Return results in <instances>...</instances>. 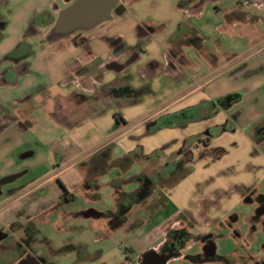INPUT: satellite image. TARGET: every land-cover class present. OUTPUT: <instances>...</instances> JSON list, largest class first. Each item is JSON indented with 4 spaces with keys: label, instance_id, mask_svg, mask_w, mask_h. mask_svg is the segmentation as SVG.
<instances>
[{
    "label": "rangeland",
    "instance_id": "obj_1",
    "mask_svg": "<svg viewBox=\"0 0 264 264\" xmlns=\"http://www.w3.org/2000/svg\"><path fill=\"white\" fill-rule=\"evenodd\" d=\"M180 1L182 0H135L127 6L129 10L127 17L164 19L166 21L164 31L167 34L179 15H182L177 14L175 9V5ZM186 1L190 6L201 3L202 12L199 15L191 13L193 15L189 16L188 24L194 26L203 36L212 33L209 40L205 37L206 41L210 50L222 62L243 48V44L233 39L227 32H212L214 26H217L218 19L223 18L224 8L238 2L237 0H222L221 5H217L220 0ZM56 4L60 8L63 6L62 0H0V17L7 22V26L2 30L1 43H7L12 50L20 42L25 41L32 52L27 62L33 69H30V74L20 78L19 83L31 81V99L21 105L23 107L26 104L30 105L29 112L34 124L33 127L22 131L19 138L13 140L9 153L0 159V169L9 172L15 168L13 173L1 176V178L9 176L12 179L2 185L0 204L7 205L0 209V216H4L5 222L26 225L35 231L32 233L37 237L34 248L42 255L52 254L50 244L42 241L45 237L50 238L56 248L65 243L73 244L74 253H78L84 249L83 246L88 250L92 249L96 244L94 239L105 234L104 254L88 264H131L139 253L137 251L139 246L157 248L165 232L180 227H185L187 232L190 231L192 238L186 241L180 257L168 264H252L264 258V248H261L264 244L263 231L259 226L254 234L249 229L248 216L252 214L255 204L244 202L241 195L237 197L231 193L221 192L215 199L216 196L209 194L210 189L217 186V177L212 181L213 185L198 184L199 182H195L198 172L168 192L166 187L174 182L169 180L171 183L163 188L167 193L160 192L157 184L152 194L143 199L142 203H130L132 208L125 213V221L119 230H109L110 213L105 211H117L118 193L131 191L135 186V183L126 182L130 172L123 173L121 168L126 165L118 162L123 159L126 147L132 142L127 144L125 140L113 141L110 147L111 167L96 176L99 188L92 190L84 185L83 173L77 166V161L103 144L107 138H103L86 119L71 128L60 126L56 117L48 116L41 96L37 94L40 83L49 84V75L43 72L44 64L49 67L50 74L61 75L64 70L63 66H52L58 56L56 49L73 51L70 42L65 40L70 39L69 37H56L51 32L53 24H49L58 14L54 8ZM214 5L220 9L217 14ZM180 17L183 19V16ZM131 24L129 22L119 24L116 21L84 33L88 36L90 33L108 28L109 33L122 30L124 34H128L127 30L133 29ZM195 60L199 62L198 58ZM207 70V66L202 62L200 72L196 75L201 76V73ZM16 87H10L14 94ZM243 107L249 109L250 105L246 103ZM26 109L27 106L19 111L23 112ZM250 128L251 125L244 126L240 134H248ZM141 131L142 128H139L134 133ZM151 139L145 142L147 149L155 144ZM154 139L156 143L161 142L160 136ZM31 151L33 154L25 157ZM132 157L135 160L136 156ZM169 160L170 156L165 150L158 160V168H162ZM155 165L156 163L150 165L149 162H142L136 167L139 170ZM10 167L13 169H9ZM134 167L135 165L130 170ZM187 168L188 165L185 166V170ZM242 168L241 164H237V167L234 163L227 164L224 171L230 177L227 180L225 176H219V182L225 186L232 178L252 177L256 180L254 185L256 193L264 195V170L251 169L249 174H244ZM65 191L71 194L70 200L63 199ZM213 197L214 200L207 199ZM213 205L216 209L212 208ZM182 208H189L193 213H186L183 216ZM208 209L213 212L206 213ZM88 210H94V213L87 215L85 212ZM179 210L181 214H178ZM230 225L239 235L232 233ZM208 231L215 232L216 254L222 255L224 259L216 262L197 260L196 254L201 248L200 243L194 241L196 236L192 235ZM21 233L22 229L16 227L14 235L18 236Z\"/></svg>",
    "mask_w": 264,
    "mask_h": 264
},
{
    "label": "crops",
    "instance_id": "obj_2",
    "mask_svg": "<svg viewBox=\"0 0 264 264\" xmlns=\"http://www.w3.org/2000/svg\"><path fill=\"white\" fill-rule=\"evenodd\" d=\"M237 1L224 8L223 18L218 19L217 26H214L212 32H227L233 39L241 42L243 48L234 52L225 62H222L216 55V57L209 59L207 56H194L191 54L183 83L173 82V78L169 76H161L160 68L165 67L168 61L165 53V40L168 33H165V27L160 30L158 38L148 39L145 42L147 49L145 53L140 54L138 58L132 59L124 66H121V64L125 61L126 54L123 52L114 53L110 43L95 33H90L88 36L85 35L86 40L84 44L73 43L70 39H65L66 42H70L73 51L65 52L63 48L58 51L56 49L58 56L55 58V63L52 66H63L64 70L61 75L50 74L49 67L46 64L43 65V72L45 71L49 75V84L40 83L37 94L41 96L43 105L46 108L44 110L48 113V116L56 117L60 126L65 128H71L79 121L86 119L103 138H107L103 144L77 161V166L83 173L84 185L87 188L92 190L99 188V184L96 181V176L99 174H94V185L89 186L85 182L90 163L97 162V159H103L107 163H110V149L103 152L104 149L101 147L104 144H111L113 141L122 140H125L127 144L132 142L126 147L125 153H127L137 143H140L143 146V154H149L153 150L161 148L171 139L176 138L178 143L166 149L167 153H169L179 144L183 137L182 133L177 128H163L154 133L146 134L143 126L148 120L152 121L157 117L169 119L180 113L187 114L190 117V121L183 130L185 136L196 135L211 124H225L228 117L232 118V126L223 129L217 137L210 141L211 146L222 147L224 150L223 154L211 164H205L208 159L195 162L188 174L173 185L166 187L168 192L185 180L192 178L197 172L195 182H199L198 184L206 185L210 183V185H213L212 181L217 177V186L210 189L211 192L209 194L216 196L215 199H217L218 195H221V192L231 193L232 196L236 195L238 197L240 195L238 188L254 187L256 180L252 177H244L243 179L235 177L225 186L219 182V176H225L227 180L230 177L224 171L227 164L234 163L236 167L237 164L243 165L244 174H249L251 169L264 170V0ZM222 2L220 0L218 5H221ZM66 5L63 2L62 8ZM62 8L57 5L56 11L58 12ZM219 12L220 9L215 11L216 14ZM229 12H232V15L227 19L224 18V14ZM239 14H242V16H237ZM0 20L4 22V27L0 28V159H2L3 156L9 153L13 140L19 138L22 131L33 127L34 124L29 112L30 105L26 104L24 107L21 105V103L31 99V81L26 80L19 83L20 78L30 74V69H33L29 66L30 64L27 60L26 67H23L22 57H20L21 51L25 50L29 45L25 41L20 42V44L23 43L25 46L16 52V48L10 50L7 43H1L3 40L2 30L7 26V22L1 17ZM54 20L49 25L53 24ZM118 22L119 24H123L121 21ZM192 27L195 29L202 43L209 47L206 38L209 40L212 33L210 32L211 34L203 36L199 30L194 26ZM109 30L105 28L101 32L107 31L106 34L108 36L122 35L131 44L135 41L134 29L127 30L128 34H124L122 30L109 33ZM194 57L198 58L199 62ZM42 59L44 60V58ZM202 62L207 66L208 70L205 73H201V76H197L196 74L200 72ZM37 69L42 71L40 68ZM73 69L74 72L87 69L85 74L74 75V92L84 90L80 87V81L83 80L88 83L87 93L95 96V99L87 104H74V106L60 103L57 100H53L52 102L46 101L43 98L44 90H52V93L59 98L69 95L73 87L70 79ZM127 75L130 76L128 83L134 87L143 83H149L153 95L146 97L143 101H124L100 92L103 84L116 81L124 83ZM12 86H17L14 88L16 89V94L11 91L13 90L10 89ZM228 95L232 97L231 102L218 103L213 109L215 115L212 118L193 119L197 113L196 111L200 110L199 114L202 112L201 114L206 115L207 107L211 101ZM246 103L250 105L249 109L243 107V104ZM26 106V110L23 112L19 111L26 108ZM114 114L119 117L118 121L115 119ZM246 125H251V128L248 129V134H240L241 128ZM139 128H142L141 133H134ZM148 136L149 138H147ZM159 136L161 137V142L156 143L154 138ZM138 137L139 140H137ZM147 139L154 140L155 143L148 149L145 144ZM160 143H162L161 146ZM32 154L33 152L31 151L25 157ZM132 167L133 165H130L121 169L123 173L130 172V176L126 182L129 181L134 184V176L138 174L140 169L137 170L135 166L134 169L130 170ZM9 169H13V167ZM14 170L15 168L8 172L7 170L0 169V177L13 173ZM126 192L118 193L117 204L119 194ZM151 194L145 198L147 199ZM203 197H207V195ZM207 199L214 200V197ZM142 202L143 200L137 203ZM131 208L132 206L129 207L126 213ZM212 208L216 209V206L213 205ZM181 210L184 211L182 213L183 216H185L186 212H190L189 208H182ZM105 212L116 213L118 211L106 210ZM212 212L209 209L206 211V213ZM85 213L91 215L94 213V210H88ZM178 214H181L180 210ZM4 219V216L1 215L0 225L6 223ZM122 224L123 222L121 221L116 225L109 224V230L117 231L121 228ZM189 233L192 234L190 231ZM166 234L167 232H165L164 238L157 248L143 245L139 246L137 251L139 253L149 250L157 251L165 242ZM198 234H193L192 236ZM104 235L102 234L101 237L94 239L96 244L92 249L88 250L83 246L85 252L80 250V254L79 252L74 253L73 244L65 243L56 248L51 239L45 237L42 241L43 243L50 244L49 248L52 254H40L44 257V262L40 264H88L91 260L104 254L103 250L106 245V237ZM17 237L14 235L15 239ZM32 238H34V242L36 243L37 237L32 235ZM35 243L32 245L34 252H36L34 248ZM36 253L38 254V252ZM18 254V250L13 246L10 255L12 258L11 264L16 263ZM169 262L171 261L164 264H168Z\"/></svg>",
    "mask_w": 264,
    "mask_h": 264
},
{
    "label": "flooded vegetation",
    "instance_id": "obj_3",
    "mask_svg": "<svg viewBox=\"0 0 264 264\" xmlns=\"http://www.w3.org/2000/svg\"><path fill=\"white\" fill-rule=\"evenodd\" d=\"M65 4H69L73 0H62ZM135 0H117L116 6L111 13V17L107 21H103L99 23L94 28L87 31H78L69 36L70 40L74 43L84 44L86 40L85 33L93 31L96 27L102 26L107 23H114L116 21H121L123 23H132L134 29L135 41L133 44L128 43L126 38L124 39L122 35H109L105 32H97L95 33L99 37L104 40H107L112 46V51L114 53L123 52L126 54V59L121 64V66L126 65L132 59L138 58V56L147 51L145 42L148 39L158 38L160 30L166 26V21L161 18H149V19H139L133 17H127L128 5ZM218 5V3H217ZM214 5L213 8L218 10V6ZM175 9L177 10V14L179 18L172 25L171 30L168 32L166 37V50L165 53L168 57V61L165 67L160 68L161 76L163 77H172L173 82L183 83L184 77L187 72V66L189 63V57L191 54L194 56H207L209 59H212L215 54L210 50V47L204 45L196 33L195 29L188 24L189 16L197 13L200 14L201 11V3L194 4L190 6L188 2L185 0L180 1L177 5H175ZM55 10L57 8V4L55 5ZM193 13V14H191ZM232 13V12H231ZM230 12L224 14V18H229L232 14ZM175 14V12H174ZM183 16V19L180 17ZM237 16H242L239 14ZM186 18V19H185ZM4 27V22L0 20V28ZM85 32V33H84ZM55 36V35H54ZM58 37V36H56ZM217 46V45H216ZM30 47L25 48V50L21 51L20 57H22V66L26 67V60L28 56L31 55ZM87 69L78 70L74 72L72 70L70 79L72 81V91L69 95L64 97H57L52 93V90H44L43 98L46 101L57 100L60 103H64L66 105L74 104H87L95 99V96L89 95L88 91V83L86 81H80V87L84 90L81 92H74V75L85 74ZM155 71V69H153ZM98 78V77H97ZM126 81L124 83L120 82H112L103 84L101 86L100 92L106 94L107 96L113 98H119L124 101H143L146 97L152 96L153 91L149 83H143L139 86H132L128 83L130 76L127 75ZM232 97L230 95L223 97L221 99H214L207 107V114H195L193 119L201 120V119H209L215 115L214 108L220 102H231ZM190 121V117L187 114H176L172 118L167 119L166 117H157L152 121L148 120L144 123L143 128L145 129L146 134L154 133L163 128H177L183 135L179 144L173 148L168 154L170 156V160L165 162L162 168H158V160L163 155L164 151L170 147L175 146L178 143L176 138L171 139L167 143H165L161 148L155 149L149 154H143L142 152V144L137 143L133 149L125 153L123 157V161L120 160L121 164H125L126 166L130 165H141L142 162H149L150 165L152 163H156L155 166L143 167L144 169H140L138 174L134 176L135 186L133 190L127 191L125 197L131 196V199H126L124 204L131 206L130 203H133L140 200L142 197L148 196L153 192L156 185L158 184L160 188V192L164 186L168 185L174 181V183L178 182L182 179L186 174H188L192 168L193 164L199 160L208 159L205 163L211 164L218 157L223 154V148L219 146H211L210 141L217 137L223 129L230 128L232 126V118L228 117L226 119L225 124H211L199 131L196 135L193 136H185L183 134V130L185 126ZM139 140V137L137 138ZM112 143L104 144L101 148H103V152L109 150ZM132 155H135V160H133ZM99 158V156H98ZM101 158V157H100ZM124 165V166H125ZM188 165V168L185 170V166ZM111 167V162L107 163L106 160L97 159V162H91L90 167L88 168L87 178L85 180L86 184L91 186L94 185V174H101L104 171L108 170ZM148 169V171H147ZM183 171V172H182ZM182 174V175H181ZM11 177H0V196L2 191V185L4 182L10 181ZM171 184V185H173ZM240 191V195L244 202L255 204L254 210L252 214L248 216V220L250 223V230L253 234L260 228L264 233V195L256 193V189L254 187H240L238 188ZM63 199L70 200L72 198L71 194L68 191H65L63 194ZM7 204H0V209H2ZM118 211V210H117ZM188 213V212H186ZM190 213V212H189ZM109 222L112 225H116L118 222L125 221V214L120 212L110 213ZM124 217V219H123ZM111 225V226H112ZM259 226V228H258ZM16 227L22 229V233L18 235V237L14 238V232ZM231 231L233 234H238L235 230L232 229L230 225ZM169 230H172L169 229ZM174 232L169 236L166 235L165 242L159 247L157 251L149 250L143 253H139L135 261L131 264H164L165 262L171 261L177 257H180L181 250L185 247V243L190 238V233L187 232L185 227H180L178 229H173ZM32 229L28 226H22L19 223L15 222H6L0 225V264H11L12 258L10 257L12 253V247L16 248L19 252L18 258L15 264H40L44 262V257L40 254H37L33 251L32 245L35 243L34 238H32ZM216 238L215 232L208 231L206 233H199L195 237V242L200 243L201 250L196 254L197 260L201 261H218L220 259H224L222 255H217L216 250L214 254H211L213 243L215 244L214 239ZM251 242V241H250ZM249 243V242H248ZM264 248V244H262ZM264 250V249H263ZM80 254V252H79ZM82 255V254H81ZM232 264V263H231ZM252 264H264V258L258 259Z\"/></svg>",
    "mask_w": 264,
    "mask_h": 264
},
{
    "label": "water",
    "instance_id": "obj_4",
    "mask_svg": "<svg viewBox=\"0 0 264 264\" xmlns=\"http://www.w3.org/2000/svg\"><path fill=\"white\" fill-rule=\"evenodd\" d=\"M117 0H73L58 11L51 28L55 36L66 37L78 31H87L111 17ZM213 243L211 254L215 253Z\"/></svg>",
    "mask_w": 264,
    "mask_h": 264
},
{
    "label": "trees",
    "instance_id": "obj_5",
    "mask_svg": "<svg viewBox=\"0 0 264 264\" xmlns=\"http://www.w3.org/2000/svg\"><path fill=\"white\" fill-rule=\"evenodd\" d=\"M74 42H76L75 40H74ZM80 43H82V42H80ZM79 43V44H80ZM25 45L22 43V44H18L17 46H16V52L19 50V49H21L22 47H24ZM114 117H115V119L118 121L119 120V117L116 115V114H114ZM130 196H132V195H130ZM145 197H142L140 200L138 199L137 201H135V202H140V201H142L143 199H144ZM126 199H131V197H129V196H127V197H125V194L124 193H120L119 194V200H118V212H120V213H122V214H125L126 213V211L129 209V205H127V204H124V201H126ZM123 219H124V217H123ZM174 232V230L172 229V230H168L167 231V236H169L171 233H173Z\"/></svg>",
    "mask_w": 264,
    "mask_h": 264
}]
</instances>
